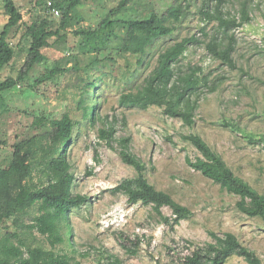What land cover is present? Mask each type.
<instances>
[{"label": "rangeland", "instance_id": "374dc122", "mask_svg": "<svg viewBox=\"0 0 264 264\" xmlns=\"http://www.w3.org/2000/svg\"><path fill=\"white\" fill-rule=\"evenodd\" d=\"M6 1L0 0V33L7 23ZM15 1L23 7V23L48 18L59 26L61 16L51 15L38 0ZM120 1L84 0L71 14L66 38L52 41V46L42 51L46 61L37 65L25 82L0 97V169L9 163L16 143L50 130L51 121L68 113L75 122L68 151L75 176L73 193L87 196L88 201L69 214L63 232L65 235L72 232L71 241L66 235V242L54 249L56 253L67 255L71 264H108L109 256L119 260L115 264H183L193 245L216 242L209 234L214 232L220 237L235 234L264 262V221L239 211L236 206L239 197L229 194L187 163V158L196 161L200 153L183 138L200 135L222 155L237 176L264 195V142H249L251 135L264 136V0L249 3L252 21L235 31V69L216 60L206 49L210 37L217 33V23H207L200 15L204 0L184 1L188 6L186 15L179 22L169 23L176 28L175 32L158 39L145 55L116 56L118 40L112 38V44L98 55L103 64L95 63V54L80 53L82 38L75 36L74 31L97 26ZM245 2L227 0L224 11L237 15ZM170 4L172 0H140L131 6L128 15ZM24 32L23 25L11 32L9 41L16 55L0 80L16 78L25 66L28 52ZM189 37H196L199 42L189 47L177 67L183 71L200 68L199 74L209 81L208 87L194 96L199 102L195 124L189 127L180 119L169 118L156 106L147 110L120 107L122 94L136 92L145 84L157 66L160 53ZM103 38L101 48L105 45ZM74 58L78 61V71L59 75L35 90L29 88L52 68L71 67ZM82 78L94 81L93 86L85 87ZM81 100L85 105L98 106L100 117L95 122L84 117ZM107 116L110 120L118 119L117 139L132 137L131 151L146 164L149 182L188 207L193 212L190 219L172 228L161 221L152 206L130 205L124 194L113 193L112 189L124 179L135 177L136 170L122 161L117 142L111 149L99 140L100 118ZM224 121L236 125L239 131L222 126ZM162 212L166 217L173 216L168 207ZM37 215V206L13 211L9 225L16 228L15 224H30ZM4 234L0 231V239ZM27 238L30 244L51 248L46 237L37 231ZM138 239L139 247L134 245ZM125 246L137 253L131 254ZM226 264L248 263L233 256Z\"/></svg>", "mask_w": 264, "mask_h": 264}, {"label": "trees", "instance_id": "16d2710c", "mask_svg": "<svg viewBox=\"0 0 264 264\" xmlns=\"http://www.w3.org/2000/svg\"><path fill=\"white\" fill-rule=\"evenodd\" d=\"M51 1L54 7L60 10L61 20L57 27L48 18L23 23V7L15 0L6 1L7 23L0 33V76L16 55L15 48L9 41L10 34L20 29L22 25L25 27L23 40L28 58L16 78L7 77L0 80V97L9 94L19 83L25 82L34 68L46 61L42 51L51 47L52 41L56 43L66 38L71 27V14L84 2V0H70L68 3L63 0ZM139 1L121 0L117 7L108 11L97 26L74 31L75 36L82 38L80 53L89 56L95 54V63L103 64L98 55L112 44V38H116L118 40L116 56H143L158 39L175 32L176 28L169 25L170 21L179 22L188 9L184 2L186 0H172V4L166 8L153 7L147 12L128 15L131 6ZM246 1L237 15L224 11L227 0H204L200 9V15L207 23H217V33L211 36L205 45L207 51L216 60L232 69L236 68L233 58L237 43L235 31L252 21L249 3L253 0ZM38 3L46 8L48 6V0H38ZM203 33L208 36L204 29ZM102 38L105 45L101 48ZM198 42L196 37L185 38L161 52L157 66L146 78L145 84L136 92L121 95L120 107L147 110L156 106L162 108L169 118L180 119L185 125L192 127L199 107L198 99H194V96L203 87H208L209 81L208 77L199 74L200 68L189 67L188 71H183L177 64L189 47ZM74 61L71 67L52 68L33 85H29V88L35 90L59 75L78 71V61L75 58ZM82 80L85 87L94 84L90 79ZM79 105L83 108L86 119L95 122L97 117H100L97 105H85L84 100H81ZM100 119L102 125L99 128V140L105 142L111 149L117 142L122 161L136 170V176L124 179L112 189L113 193L124 194L130 205L142 203L152 206L161 221L172 228L190 219L193 212L188 207L178 203L169 193L157 190L149 182L146 164L131 151L132 137L116 138L117 117L113 120L108 116ZM222 126L239 131L236 125L227 121H224ZM74 130L75 122L72 117L68 113L64 114L60 119L51 121L50 130L16 143L9 163L4 169H0V231L5 232L0 239V264H71V259L67 255L58 254L54 249L66 242V235H69L68 240L71 241L72 232L68 231L66 235L63 232L65 226H68L69 214L88 201L87 196L73 193L75 176L68 159V151ZM183 138L200 153L196 161L187 158V163L206 178L220 184L229 194L239 197L240 200L236 204L239 211L248 217L261 218L264 221V195L237 176L222 155L200 135L190 134ZM249 142L263 143L264 136L251 135ZM97 156L96 152L95 158ZM36 206L38 215L34 217L32 223L15 224L16 228L9 225L13 211H27ZM164 207L172 210L171 218L164 216L162 212ZM34 231L46 237L50 249L28 242L27 235L33 234ZM209 234L216 242L193 245L183 264H226L233 256L244 258L248 264H264L257 253L244 246L235 234L226 233L223 237L214 232ZM139 244V239L134 242L137 247ZM125 248L131 254L137 253L127 246ZM108 261V264L119 262L113 256H109Z\"/></svg>", "mask_w": 264, "mask_h": 264}, {"label": "built area", "instance_id": "2783aa9c", "mask_svg": "<svg viewBox=\"0 0 264 264\" xmlns=\"http://www.w3.org/2000/svg\"><path fill=\"white\" fill-rule=\"evenodd\" d=\"M47 10L54 17H59L60 16V10H58L57 8L54 7L53 2L51 0L48 1Z\"/></svg>", "mask_w": 264, "mask_h": 264}]
</instances>
